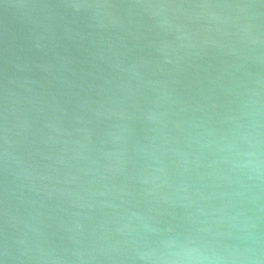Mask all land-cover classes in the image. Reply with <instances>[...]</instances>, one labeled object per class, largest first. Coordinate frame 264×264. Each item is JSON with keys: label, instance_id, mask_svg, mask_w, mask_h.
<instances>
[{"label": "water", "instance_id": "1", "mask_svg": "<svg viewBox=\"0 0 264 264\" xmlns=\"http://www.w3.org/2000/svg\"><path fill=\"white\" fill-rule=\"evenodd\" d=\"M0 264H264V0H0Z\"/></svg>", "mask_w": 264, "mask_h": 264}]
</instances>
